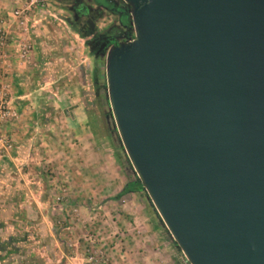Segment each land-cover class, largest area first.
<instances>
[{
  "label": "water",
  "instance_id": "obj_1",
  "mask_svg": "<svg viewBox=\"0 0 264 264\" xmlns=\"http://www.w3.org/2000/svg\"><path fill=\"white\" fill-rule=\"evenodd\" d=\"M106 49L126 155L190 264H264V0H123Z\"/></svg>",
  "mask_w": 264,
  "mask_h": 264
},
{
  "label": "rangeland",
  "instance_id": "obj_2",
  "mask_svg": "<svg viewBox=\"0 0 264 264\" xmlns=\"http://www.w3.org/2000/svg\"><path fill=\"white\" fill-rule=\"evenodd\" d=\"M73 6L70 0L31 5L25 11L30 53L19 65L10 62L26 76L19 79L22 96L9 92L16 115L0 121V137L10 143L0 142V160L10 169L0 174V264H89L92 245L104 247L112 262L133 264L117 252L127 246L130 256L137 233L128 231L125 199L116 196L137 175L112 117L106 52H93ZM115 18L104 10L96 30Z\"/></svg>",
  "mask_w": 264,
  "mask_h": 264
},
{
  "label": "crops",
  "instance_id": "obj_3",
  "mask_svg": "<svg viewBox=\"0 0 264 264\" xmlns=\"http://www.w3.org/2000/svg\"><path fill=\"white\" fill-rule=\"evenodd\" d=\"M22 1L24 2L25 0H0V16L6 17L4 12L7 14L10 11L4 9V7H7L8 2H11L14 8ZM70 1L73 2L72 0ZM91 7L95 8V6ZM13 28L15 27L12 26L10 28L7 46L0 51V79L8 83L9 92L22 96L25 91L19 79H23L26 75L19 73V69H15L10 63L11 61L18 65L21 63L18 57V45L15 42V31ZM7 128L13 130L12 127L8 126ZM18 156L16 152L13 153L9 157V163L12 164ZM3 161L4 159L0 160V174H7V172H10V169L4 170ZM132 180L134 179L130 181ZM130 181L122 183L120 190ZM10 184L13 185V182L11 181ZM12 185H9V187H12ZM142 196V190H134L121 194L122 199H125V203H123L125 213L123 214L127 219L125 221L126 225L128 224L127 229L128 231L135 230L137 234L134 236V245L131 247L134 252L130 256L127 257V250H129L127 246L122 247L124 248L123 251H121L122 248L117 249V252L123 253L128 260L133 261V264H189L165 228L156 210L148 203H144L148 199H144ZM120 221L123 222L124 220Z\"/></svg>",
  "mask_w": 264,
  "mask_h": 264
},
{
  "label": "built area",
  "instance_id": "obj_4",
  "mask_svg": "<svg viewBox=\"0 0 264 264\" xmlns=\"http://www.w3.org/2000/svg\"><path fill=\"white\" fill-rule=\"evenodd\" d=\"M36 2H41V5L44 4V0H25L21 2V5L12 8L6 14V17L0 16V51L7 46L10 28L14 26L15 35L20 39L18 44V57L20 60H24L28 57L31 45L25 37L28 32V19L25 11ZM15 115L16 112L10 103L8 83L0 79V121L12 118ZM0 142L3 143L5 148H10L8 140H4L0 137ZM87 260L89 264H122L109 260L106 249L102 246L95 245H92L88 250Z\"/></svg>",
  "mask_w": 264,
  "mask_h": 264
},
{
  "label": "flooded vegetation",
  "instance_id": "obj_5",
  "mask_svg": "<svg viewBox=\"0 0 264 264\" xmlns=\"http://www.w3.org/2000/svg\"><path fill=\"white\" fill-rule=\"evenodd\" d=\"M74 6L71 7L73 20L79 25L81 29H85L89 36L88 42L95 54H102L111 44H117L120 41L126 40L133 33L132 26L129 19L125 18L122 8L125 6L123 0H107V7H100L104 9H111L115 15V20L104 29V31L96 30L95 19L100 18L99 7L92 8L87 3L80 0H72ZM105 8V9H106ZM104 9V10H105ZM111 39V41H107Z\"/></svg>",
  "mask_w": 264,
  "mask_h": 264
},
{
  "label": "trees",
  "instance_id": "obj_6",
  "mask_svg": "<svg viewBox=\"0 0 264 264\" xmlns=\"http://www.w3.org/2000/svg\"><path fill=\"white\" fill-rule=\"evenodd\" d=\"M76 1V0H75ZM92 2L95 4V6L99 7V12L100 14L104 11V9L107 7V0H92ZM106 6L104 9L100 8V7H104ZM106 11H109L110 13H112L111 9H105ZM125 18L130 20V16H129V5L127 3H125L124 8H122ZM102 15V14H101ZM100 15V16H101ZM93 119L91 118V126L95 129V124L94 121H92ZM143 186L142 183L140 182V180L138 178L128 182L123 188L122 190L118 193V195L116 197H118L119 195L125 193V192H129V191H134V190H143Z\"/></svg>",
  "mask_w": 264,
  "mask_h": 264
}]
</instances>
